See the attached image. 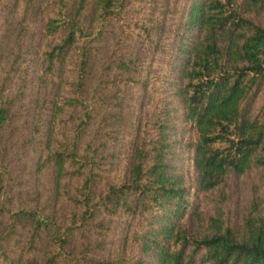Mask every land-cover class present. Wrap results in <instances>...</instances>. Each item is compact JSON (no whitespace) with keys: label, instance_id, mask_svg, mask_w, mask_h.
Wrapping results in <instances>:
<instances>
[{"label":"trees","instance_id":"1","mask_svg":"<svg viewBox=\"0 0 264 264\" xmlns=\"http://www.w3.org/2000/svg\"><path fill=\"white\" fill-rule=\"evenodd\" d=\"M0 264H264V0H0Z\"/></svg>","mask_w":264,"mask_h":264}]
</instances>
